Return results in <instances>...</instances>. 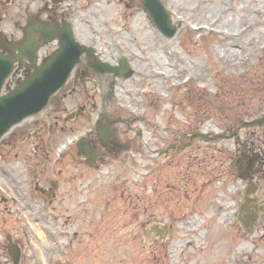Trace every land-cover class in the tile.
Returning a JSON list of instances; mask_svg holds the SVG:
<instances>
[{"label": "rangeland", "instance_id": "1", "mask_svg": "<svg viewBox=\"0 0 264 264\" xmlns=\"http://www.w3.org/2000/svg\"><path fill=\"white\" fill-rule=\"evenodd\" d=\"M162 1L177 28L171 38L156 29L143 0L59 6L76 39L110 64L128 60L130 71L117 77L76 65L46 107L62 109L50 130L55 152L24 157L33 148L28 141L6 152L8 163L2 156L0 264H11L8 238L22 248L19 264H264V213L248 233L237 222L250 191L232 161L247 151L251 132L264 143V125L217 136L264 112V0ZM109 2L115 8L106 14ZM125 46L137 57L125 55ZM150 60L174 76L132 73ZM44 112L43 124L52 123ZM103 112L115 130L106 145L95 130ZM201 132L210 139L190 138ZM82 135L107 151L94 169L68 147ZM53 183L56 195L48 197ZM35 188L46 194H26ZM261 193L252 197L264 210Z\"/></svg>", "mask_w": 264, "mask_h": 264}, {"label": "flooded vegetation", "instance_id": "2", "mask_svg": "<svg viewBox=\"0 0 264 264\" xmlns=\"http://www.w3.org/2000/svg\"><path fill=\"white\" fill-rule=\"evenodd\" d=\"M65 1L66 0L62 2H53L52 0H0V52L8 57L20 56L14 44L25 40V33L29 32L31 40L38 42V63L42 62L44 58L52 52L47 51L46 47H48V44L56 43V41L47 44L44 43L45 36H47L49 31L58 29L66 20H69L66 16V12L59 11V6ZM14 6L15 8H13ZM56 46L58 47L57 43ZM12 47L14 48L12 49ZM83 62L84 61H82L81 64H86V62ZM85 66L89 68L87 64ZM30 70H32V68L28 65L26 58L21 59V61L16 60L14 68L15 74L22 77ZM5 86L6 82L3 88ZM56 107L60 106L57 105ZM61 110V108H55L53 111H45L46 117L51 119L52 123L43 124L42 115H38L37 117L30 118L17 125L8 134L10 137H16L18 141L22 142L23 140V143L34 140L33 144L41 147L39 140H43V134L46 130L50 132L52 126L58 125V116L55 113L61 114V112H59ZM109 114L111 113H102L100 115L101 121H109ZM253 133L254 132L250 133L252 137H250V141L246 143L250 145L247 151L241 152L238 157H241L248 164L252 158L255 159V163L251 165V167L247 164L249 169L248 179H243L245 181V190L250 191V193L244 194L240 209H242V213L245 210L247 214L243 217V215L239 213L237 219V222L241 223V227L246 233L252 229L260 215L264 213V210H260L257 197H252L253 194H258L261 189L262 201L264 204V143H254ZM262 140L264 141V139ZM91 143L94 144L92 140ZM106 152L107 151H105V153ZM238 158L234 157L232 160L235 168ZM36 190H38V188H35L34 193H39L40 195L41 193L46 194V191L43 189H39V191ZM250 194L251 196L249 197ZM55 195L56 193L54 190L47 192L48 197H55Z\"/></svg>", "mask_w": 264, "mask_h": 264}, {"label": "water", "instance_id": "3", "mask_svg": "<svg viewBox=\"0 0 264 264\" xmlns=\"http://www.w3.org/2000/svg\"><path fill=\"white\" fill-rule=\"evenodd\" d=\"M144 7L149 12L156 27L165 36L172 37L175 34L176 28L170 26V12L166 10L160 0H144ZM61 32L60 34V30L58 29L50 32V38L60 36V49L45 64L36 68L33 74L27 76L20 85L8 92L5 96H0V136L11 125L19 122L28 115L38 112L47 104L49 96L63 84L71 68L78 62L79 56L83 51H86L88 56H93L98 60L94 56L92 49L81 46L74 41L72 32L68 27ZM27 41L23 47L25 45L31 46L30 40ZM95 63L94 65L96 66ZM98 69L102 71L108 70V68L99 66ZM10 70L11 61H5V63L0 62V86ZM113 70L117 75H122L124 73V66L114 68ZM263 123L264 115L259 119L243 122L230 136L234 135L242 126L261 125ZM200 136L205 135L200 134ZM81 145H87L88 147L87 143ZM12 256L14 264H17L19 252L13 249Z\"/></svg>", "mask_w": 264, "mask_h": 264}, {"label": "bare ground", "instance_id": "4", "mask_svg": "<svg viewBox=\"0 0 264 264\" xmlns=\"http://www.w3.org/2000/svg\"><path fill=\"white\" fill-rule=\"evenodd\" d=\"M103 10L102 12H106V14H110L114 8H115V5L113 3H107L106 6H103ZM186 21V18H184V22ZM197 28L200 30V26H197ZM219 28H222L219 26ZM123 46V45H122ZM33 48H31L32 50ZM123 50H124V53L125 55H128L129 57L130 56H133V57H137L136 54L132 51V48H128L127 46H125V49L123 47ZM22 57H24L23 55H20L18 56L19 59H21ZM92 57V56H91ZM84 57L82 55L79 56V60L78 61H81ZM85 59V58H84ZM86 64H88L89 66L93 67V68H97L95 65H94V62H93V59L88 57V55L86 56ZM98 69V68H97ZM144 71L142 70H138V69H132V73H135V74H145V75H153V76H167V75H171V76H174V74L172 72H166L165 70H162L157 68L155 66V64H153V62L150 60L149 63H147V67L143 69ZM102 71V70H100ZM35 71H32V72H29V74H33ZM124 72H126V70L124 69ZM181 73L182 70H180ZM173 82L175 85H179L178 83V75H176L175 77H173Z\"/></svg>", "mask_w": 264, "mask_h": 264}]
</instances>
